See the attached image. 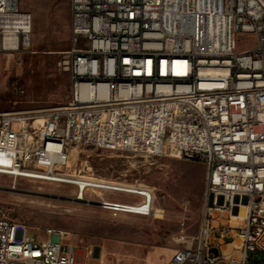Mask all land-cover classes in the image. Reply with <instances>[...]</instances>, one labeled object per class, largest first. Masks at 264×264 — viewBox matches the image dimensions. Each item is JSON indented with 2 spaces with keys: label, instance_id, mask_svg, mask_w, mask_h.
I'll return each instance as SVG.
<instances>
[{
  "label": "built area",
  "instance_id": "built-area-1",
  "mask_svg": "<svg viewBox=\"0 0 264 264\" xmlns=\"http://www.w3.org/2000/svg\"><path fill=\"white\" fill-rule=\"evenodd\" d=\"M71 93L57 106L0 111V174L73 178L74 203L152 216L155 187L72 168V148L206 168L200 229L160 264H249L264 253V0H70ZM33 17L0 0V53H23ZM253 36L240 47L238 34ZM132 196L134 199H126ZM0 216V264H79L67 233ZM237 253V254H236Z\"/></svg>",
  "mask_w": 264,
  "mask_h": 264
},
{
  "label": "rangeland",
  "instance_id": "rangeland-1",
  "mask_svg": "<svg viewBox=\"0 0 264 264\" xmlns=\"http://www.w3.org/2000/svg\"><path fill=\"white\" fill-rule=\"evenodd\" d=\"M20 1L33 17L32 42L23 53H0L1 112L61 105L71 93L69 74L60 64L71 46L70 0ZM237 39L242 48L253 43L249 34ZM81 164L88 174L155 187L161 213L114 217L74 203V187L0 174V216L25 223L39 238H46L49 228L64 231L79 264H160L183 246L182 236L198 233L206 177L202 162L162 157L151 165L133 153L73 146L72 168ZM248 263L264 264V253H250Z\"/></svg>",
  "mask_w": 264,
  "mask_h": 264
},
{
  "label": "bare ground",
  "instance_id": "bare-ground-1",
  "mask_svg": "<svg viewBox=\"0 0 264 264\" xmlns=\"http://www.w3.org/2000/svg\"><path fill=\"white\" fill-rule=\"evenodd\" d=\"M15 179H29V180H38L42 182H48V176H40V174H36V167H27V170H15ZM65 185L72 186L73 178H66ZM162 210L156 209L155 215L157 213H161ZM134 215V214H132ZM163 215H159L162 217Z\"/></svg>",
  "mask_w": 264,
  "mask_h": 264
}]
</instances>
